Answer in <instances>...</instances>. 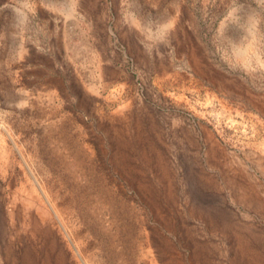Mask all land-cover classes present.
Wrapping results in <instances>:
<instances>
[{
	"label": "rangeland",
	"instance_id": "obj_1",
	"mask_svg": "<svg viewBox=\"0 0 264 264\" xmlns=\"http://www.w3.org/2000/svg\"><path fill=\"white\" fill-rule=\"evenodd\" d=\"M0 264H264V0H0Z\"/></svg>",
	"mask_w": 264,
	"mask_h": 264
}]
</instances>
